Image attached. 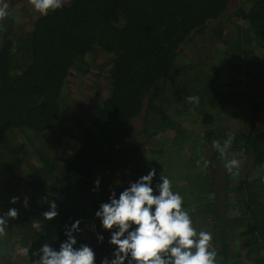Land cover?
Wrapping results in <instances>:
<instances>
[{
	"label": "trees",
	"instance_id": "1",
	"mask_svg": "<svg viewBox=\"0 0 264 264\" xmlns=\"http://www.w3.org/2000/svg\"><path fill=\"white\" fill-rule=\"evenodd\" d=\"M20 1L7 0L9 9ZM18 23L0 19V212L18 211L0 234V264H32L42 244L58 247L75 219L84 229L78 244H89L99 264L111 249L107 232L103 244L95 240L94 212L108 187L100 194L94 181L118 165L128 144L136 155L132 139L140 134L143 157H134L130 181L155 168L174 192L186 193L193 227L212 233L216 264H264V78L257 79L264 63L254 54L264 51V0H65L28 28ZM209 46L213 52H205ZM101 53L106 59L93 72L107 92L95 91L86 121L63 125L73 72L90 71L88 59ZM189 95L199 104L187 103ZM139 117L143 127L134 134ZM69 125L74 133L61 130ZM229 132L221 156L213 142L223 145ZM63 133L70 148L61 156L32 148L55 149ZM231 159L237 166L229 172ZM177 180L186 183L182 190ZM12 197H19L14 205ZM50 201L58 216L47 221Z\"/></svg>",
	"mask_w": 264,
	"mask_h": 264
},
{
	"label": "clouds",
	"instance_id": "2",
	"mask_svg": "<svg viewBox=\"0 0 264 264\" xmlns=\"http://www.w3.org/2000/svg\"><path fill=\"white\" fill-rule=\"evenodd\" d=\"M33 10L39 16H47L64 5V0H29ZM7 0H0V19L8 16ZM187 103L198 105L200 97L189 95ZM233 139L231 132L223 145L213 142V147L224 156ZM200 161H197L199 164ZM207 166L208 161H204ZM237 166L235 159L225 163L229 172ZM155 168H149L147 174L130 181L127 187L117 194L110 191L106 202L99 204L94 212V219L99 221L101 231L95 234L97 244L105 242L111 251L99 259V264H216L217 253L212 247V233L197 230L188 211L185 210L183 197L172 190V182L167 176H159ZM154 180L156 181L154 183ZM100 180L94 181L95 191ZM19 197H12L10 204H16ZM28 208V197L22 202ZM18 211L14 207L0 212V234L5 232L9 220L15 219ZM58 216V205L55 201L48 203V210L42 217L52 221ZM82 221L75 219L64 227L65 239L54 247L49 242L40 246L33 253L32 264H97L94 249L86 243H79L77 237L84 231ZM39 228V224H34ZM93 231L94 226H93ZM57 238L54 240L56 241ZM27 255L29 249H23Z\"/></svg>",
	"mask_w": 264,
	"mask_h": 264
},
{
	"label": "rangeland",
	"instance_id": "3",
	"mask_svg": "<svg viewBox=\"0 0 264 264\" xmlns=\"http://www.w3.org/2000/svg\"><path fill=\"white\" fill-rule=\"evenodd\" d=\"M240 4H241V2L239 1L236 5H234L233 8L230 9L231 12H229V13L231 15H233V13L236 11V8ZM8 12H9L8 15H12V17H14L16 19L17 23L19 22L18 24L20 26H22L24 29L28 28L30 23H32L33 19H35V17L38 15V13H36L33 10L29 0H21L17 4L14 3L13 6L8 10ZM212 48L213 47H210V46L204 47V50H205V52H213L214 48L213 49ZM219 49H221V48H219ZM220 51H224L226 54L228 53L227 51H225L223 49V47ZM254 54L256 56H258L260 58V60L264 63V51L255 50ZM96 57H98V60L94 59L93 61H91L90 58L88 59L89 64L92 66L91 68L93 70L91 69L88 72H84V71L73 72V76L71 77L70 82L67 85V88H65V97L67 99L66 102L69 104L68 108H66V109H68L69 114L66 116V119L62 123L63 125L76 124L77 118H81V119L86 121L88 119V117H90V114L93 113L91 111V99L95 96V91L98 92L100 94V96H102V95H105V93L108 90L107 82L101 77L98 78L96 76L95 72H93L94 70L96 71V69L100 68L98 66V63L105 60L106 55L101 53L100 55H97ZM182 61H184V59ZM262 78H264V74L259 75L257 77L258 81L261 80ZM262 91H263V89H262ZM263 94H264V91H263ZM192 117H193V114H191V113H188V114L185 113L184 114V118H186L188 120H190ZM181 121H183V120H181ZM184 123H186V121ZM71 125L67 126V129L65 128V129H61V130H64V131L66 130L70 133H74V130H76V129L72 127L74 129V130H72ZM134 127H135V129H134L133 133L137 134L143 127L142 117H139L137 119V121L134 122ZM60 137H61V140L63 141V144L58 145L57 147H55V149H52V146L50 149L49 144L37 143V142L32 144V148L37 149V151H39V152H44V151L48 152L51 150V152H49L47 154L48 155L51 154L49 156H52V157L61 156L62 154L65 153V151H67L70 148L69 143L67 142V140L70 139V137L66 136V134H64V133L60 134ZM22 139H23V137H22ZM132 141L138 147V152L136 153L135 156L128 155L127 152L131 146L130 144H128L126 149L119 154V156L117 158L118 160L116 161V165L117 164L118 165L115 168L110 167V169L108 171H100V173H98V174H100L99 180H100V184L102 185V187H99L97 190H99L100 188H101V190H103L102 192H100V194L104 193V191L106 190V186L108 187V195H109L110 191H113V190L116 191L117 194H119V192L122 191L123 188L125 187L126 183L129 182L130 180L134 179V176L136 175L135 174L136 167L134 166V161H135L134 157H136V159L143 157V149L142 148H144V145H143L144 144V138L140 134V135L135 136L132 139ZM53 144L57 145L56 141ZM21 151H23L22 144H21ZM24 152H27V150L25 149ZM27 153H29L28 154L29 156L32 153V155L30 157L35 156L34 151L31 152L28 150ZM29 160H30V158H29ZM137 168H139V167H137ZM192 173H193V171H192ZM107 176L109 178L106 179ZM185 184H186L185 182L178 181L175 187L182 190V186ZM192 191L194 193H196L195 189H193ZM186 195H187L186 193L181 194V196L183 197V201H185L184 197ZM192 199L193 198H191V200Z\"/></svg>",
	"mask_w": 264,
	"mask_h": 264
},
{
	"label": "water",
	"instance_id": "4",
	"mask_svg": "<svg viewBox=\"0 0 264 264\" xmlns=\"http://www.w3.org/2000/svg\"><path fill=\"white\" fill-rule=\"evenodd\" d=\"M262 70V69H261Z\"/></svg>",
	"mask_w": 264,
	"mask_h": 264
}]
</instances>
